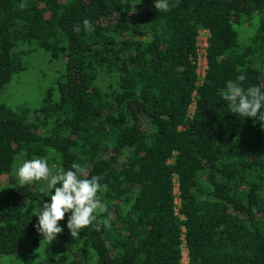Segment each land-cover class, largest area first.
I'll use <instances>...</instances> for the list:
<instances>
[{"label": "trees", "instance_id": "trees-1", "mask_svg": "<svg viewBox=\"0 0 264 264\" xmlns=\"http://www.w3.org/2000/svg\"><path fill=\"white\" fill-rule=\"evenodd\" d=\"M154 3L0 0V93L30 51L64 59L37 106L0 103V257L40 243L51 192L22 187L13 163L42 158L100 177L111 227L72 238L66 214L58 236L74 252L38 264H181L183 249L187 264H264V128L223 99L239 75L264 91V0ZM84 19L94 31L74 32Z\"/></svg>", "mask_w": 264, "mask_h": 264}, {"label": "clouds", "instance_id": "clouds-1", "mask_svg": "<svg viewBox=\"0 0 264 264\" xmlns=\"http://www.w3.org/2000/svg\"><path fill=\"white\" fill-rule=\"evenodd\" d=\"M154 6L158 12L170 10L169 0H155ZM18 7L23 10L27 4L21 3ZM82 30L94 31V26L88 19L73 26L76 33ZM245 79L244 75H239L237 81L229 80L223 99L228 103L229 112L239 117L258 118L264 128V91L259 86L244 88L241 82ZM13 168L22 187L43 181L51 192L50 202L40 204L36 215L38 223L35 227L44 241L50 244L64 231L59 222L64 220L68 213L71 215L68 217L67 228L72 238L79 237L81 230L88 227H94L96 231H100L102 227H111L110 218L98 222V214L108 211L107 204L102 202L99 195L102 188L101 178H89L87 169L81 164L73 163L70 170L60 168L54 173L46 159L35 158L22 162L17 160L13 163ZM104 190L106 191V188Z\"/></svg>", "mask_w": 264, "mask_h": 264}, {"label": "rangeland", "instance_id": "rangeland-1", "mask_svg": "<svg viewBox=\"0 0 264 264\" xmlns=\"http://www.w3.org/2000/svg\"><path fill=\"white\" fill-rule=\"evenodd\" d=\"M250 31L249 27L240 30L241 37H246ZM23 59L25 69L13 75L0 93V103L15 109L21 106L27 108L37 106L45 91L55 85L57 77L64 71L63 58H51L47 52L38 48L30 51ZM5 180L6 176H0V185ZM43 184L46 186V182ZM43 239L41 235L40 243L32 249L21 247L11 255L1 256L0 264H38L44 257L56 256L61 252H74V248L59 236L50 244ZM185 256L184 253L182 264L187 263Z\"/></svg>", "mask_w": 264, "mask_h": 264}, {"label": "built area", "instance_id": "built-area-1", "mask_svg": "<svg viewBox=\"0 0 264 264\" xmlns=\"http://www.w3.org/2000/svg\"><path fill=\"white\" fill-rule=\"evenodd\" d=\"M207 47V36H206V32L205 31H201L198 39H197V64H198V68H197V72L198 74L202 77L204 75V71L206 68V58H205V49ZM193 104L190 106V111L193 110ZM184 253H185V258L187 259V252L185 249H183V256L181 259V264L183 263L184 260ZM187 264V263H186Z\"/></svg>", "mask_w": 264, "mask_h": 264}]
</instances>
